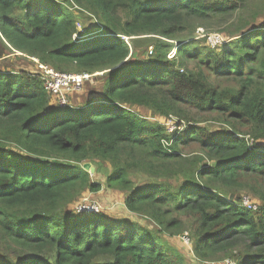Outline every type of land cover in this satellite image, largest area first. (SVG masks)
<instances>
[{"label":"trees","instance_id":"obj_1","mask_svg":"<svg viewBox=\"0 0 264 264\" xmlns=\"http://www.w3.org/2000/svg\"><path fill=\"white\" fill-rule=\"evenodd\" d=\"M73 8L95 24L79 31ZM235 12L250 18L226 27L228 41L211 47L196 34ZM259 18L264 0H0V58L106 75L103 92L73 108L54 103L35 72L0 69V264H187L172 243L182 234L198 264H264ZM134 38L148 57L131 59ZM88 158L109 164L103 183L82 168ZM133 174L153 180L136 187ZM102 187L151 227L65 212Z\"/></svg>","mask_w":264,"mask_h":264},{"label":"rangeland","instance_id":"obj_2","mask_svg":"<svg viewBox=\"0 0 264 264\" xmlns=\"http://www.w3.org/2000/svg\"><path fill=\"white\" fill-rule=\"evenodd\" d=\"M70 11L74 14L76 20L79 19L76 24L77 29L79 31L84 28V24L88 26L95 24L94 19L91 18L88 13L74 8L70 9ZM242 13L245 19L250 18L247 12ZM242 13L239 14L235 12L227 17L217 18L210 20L209 22H204V24H199L196 27V34H198L200 37H205V45L217 47L218 45L228 41V34L226 33L225 29L228 25L233 24L236 21L237 17L239 15H242ZM260 25H264V18H259L258 20L254 21L252 27ZM130 45L131 59H140L142 57H148L150 55V47L145 38H134L131 40ZM169 56L171 58L173 56V53L171 52ZM0 69L6 71H35L33 61L30 58H27L21 55L20 53L13 51L10 52L8 55L0 58ZM91 76L93 77L88 78L86 81H84L83 86L79 91H70L65 95L67 104L69 105L68 107H81L88 101L91 96L99 95L103 92L106 75L103 72H95ZM53 102L58 105L56 99ZM134 112L138 113L143 117L148 118L150 122L158 121L159 123L166 125L168 129H174L175 127L174 118L162 119L156 117L152 119V116H150L149 113L145 110L139 109V111ZM220 126L221 125L219 124H213L212 128L214 131H220ZM81 166L85 171L88 172L90 181L94 183H103L105 176L110 173L109 164L104 161L101 162L100 160L95 158H88L83 160ZM133 178L136 180V187L144 186L148 181L153 180L148 176H137L135 174H133ZM241 194H244L242 195V198H248L249 201L252 200L249 195H246L243 192H241ZM124 195L125 194L123 192L109 190L105 187H102L98 192L95 193L84 191L81 193L79 198L75 199L74 202L66 206L64 210L67 213L73 212L74 210L79 212L102 211L105 215L110 218H129L131 220L136 221L140 225L150 226V222L148 223L147 219L139 216L135 217L125 208L123 203ZM182 236L186 237V234H182L180 237H177L172 240L174 247L182 254L185 263L198 264L193 259V256L190 253L191 242L186 244L183 240H181Z\"/></svg>","mask_w":264,"mask_h":264},{"label":"built area","instance_id":"obj_3","mask_svg":"<svg viewBox=\"0 0 264 264\" xmlns=\"http://www.w3.org/2000/svg\"><path fill=\"white\" fill-rule=\"evenodd\" d=\"M35 66V73L40 76L43 89L54 97L59 107H67L65 95L70 91H79L84 81L91 77L88 73H66L55 70L54 68L41 63L37 58H30ZM175 128V127H174ZM172 130V129H169ZM242 206L247 209L255 210L257 206L249 201L248 198H242ZM186 244L190 243L188 237L182 236ZM205 264H236L233 259L226 258L218 262H205Z\"/></svg>","mask_w":264,"mask_h":264}]
</instances>
